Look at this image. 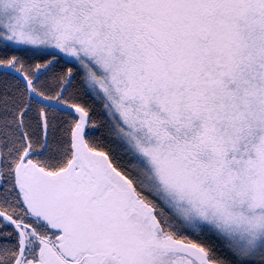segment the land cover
Instances as JSON below:
<instances>
[{"label":"snow or ice","instance_id":"6c2138e0","mask_svg":"<svg viewBox=\"0 0 264 264\" xmlns=\"http://www.w3.org/2000/svg\"><path fill=\"white\" fill-rule=\"evenodd\" d=\"M0 264H264V0H0Z\"/></svg>","mask_w":264,"mask_h":264}]
</instances>
